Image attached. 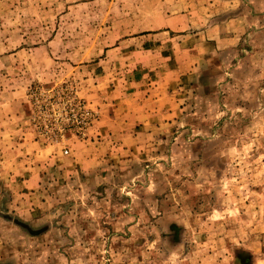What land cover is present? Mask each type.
<instances>
[{"label": "rangeland", "instance_id": "374dc122", "mask_svg": "<svg viewBox=\"0 0 264 264\" xmlns=\"http://www.w3.org/2000/svg\"><path fill=\"white\" fill-rule=\"evenodd\" d=\"M0 264H264V0H0Z\"/></svg>", "mask_w": 264, "mask_h": 264}, {"label": "crops", "instance_id": "0c3cea01", "mask_svg": "<svg viewBox=\"0 0 264 264\" xmlns=\"http://www.w3.org/2000/svg\"><path fill=\"white\" fill-rule=\"evenodd\" d=\"M213 24H224V23L217 22V23H213ZM208 40H211V58L214 56V54H215V52H217V50L225 48V47L222 48L221 43L227 42V40L222 39V37L219 38V37H212L211 36V38H208ZM184 69H186L187 73L185 72ZM187 70H188L187 66L177 67V69H175V71H173V73L177 76L175 78L180 77V78H182V81H183L184 78L197 75V73H195V74L190 73V72L194 73L195 69H193L191 71H187ZM155 97H157V98H155ZM135 98L136 99H135V103H134L135 105L134 106L132 105L133 103H131V101L127 102L126 100H120V101L116 100L115 103L111 104V108H109L107 110L105 108V107H107V106H105V104L103 106H101L102 108L100 109V113H101L102 118L100 120H98V125L101 126V125H103V123H108V121H106L105 119H106V117H109L110 118L109 122H111L112 124L122 123L123 125H126V126L131 125V126H134L136 130H137V127H139V130H137V132H135L133 134V139L135 141L138 139L145 138V135L141 131H144L146 126L151 125L152 123H154L153 121H156L155 120L156 115H153V112L159 113V111L151 110L154 108L149 107L147 105V103L152 102L156 108V107H159L158 103L161 102L162 98H160V94H157L156 96H154V98H150L148 96V93L139 94V96H137ZM124 102H127V104L125 106H124ZM150 110L152 111V114L148 113V111H150ZM147 116L151 117L152 120H151V118L150 119L146 118ZM124 117H128V118L123 120ZM156 123H158V121H156ZM154 128H156V127H154ZM146 129L149 130V128H146ZM111 133H112L111 134L112 136H109L108 134L107 135L109 136V138L114 139V137H113L114 132H111ZM96 134L102 135L100 133H96ZM101 137L104 138L106 136L103 135ZM98 155L99 154L96 152L93 156L98 157Z\"/></svg>", "mask_w": 264, "mask_h": 264}, {"label": "built area", "instance_id": "2783aa9c", "mask_svg": "<svg viewBox=\"0 0 264 264\" xmlns=\"http://www.w3.org/2000/svg\"><path fill=\"white\" fill-rule=\"evenodd\" d=\"M71 119L74 121V122H77V123H82L83 124V120H84V114L85 113H82V114H77L75 113V110H71ZM69 154V151L66 150L65 151V155H68Z\"/></svg>", "mask_w": 264, "mask_h": 264}]
</instances>
